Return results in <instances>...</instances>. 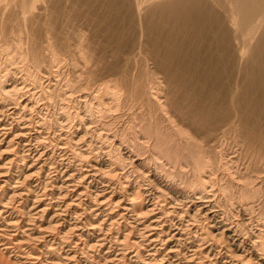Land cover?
<instances>
[{"label": "bare ground", "instance_id": "bare-ground-1", "mask_svg": "<svg viewBox=\"0 0 264 264\" xmlns=\"http://www.w3.org/2000/svg\"><path fill=\"white\" fill-rule=\"evenodd\" d=\"M95 1L87 25L111 28L106 14L123 4L120 27L138 39L120 43V59L104 66H87L70 35L91 0H0V264H120L128 254V264H264V0ZM62 63L70 73L54 69ZM28 77L41 101H61L51 141L66 161V178L44 180L53 190H32L34 200L30 180L51 157L27 139ZM66 103L82 109L67 112ZM121 118L128 131L113 130ZM241 158L248 166L232 170ZM232 204L250 215L242 227L260 206L254 238L218 220ZM105 243L119 253L111 258L109 244L100 263L88 252Z\"/></svg>", "mask_w": 264, "mask_h": 264}, {"label": "rangeland", "instance_id": "rangeland-1", "mask_svg": "<svg viewBox=\"0 0 264 264\" xmlns=\"http://www.w3.org/2000/svg\"><path fill=\"white\" fill-rule=\"evenodd\" d=\"M92 2H90L89 4L90 5H87V6H81V7H79V9L78 10H80V16H79V18H81V19H78V18H76V20L74 21V23H75V27H73V31L70 33V35H72V36H74L75 38H76V36L77 37H79V39L81 40H79L78 38H76V39H78V40H76L75 42H76V44L78 43V44H80L81 46H80V48L82 47H84L83 49V51H84V53H85V51H86V53H85V55H86V65L87 66H93V64H95L96 65V63H97V65H99V64H102L101 66H104V65H107V64H111V63H114L115 61H117V59H120L119 58V55H118V53H119V51H117V50H120L119 49V45H120V43H122V42H124L125 40H130V38H131V41H133L134 42V45L136 44V42H137V40L138 39H136V36H137V32L136 31H132L131 29H122L121 27H120V25L121 24H123V22H124V19H125V15L127 14V12H126V6H123V4L121 5V8H122V10H114L115 8H111V9H109L108 10V14H106V20H111L110 18L112 17V20L111 21H113L112 23H111V28H106L107 26L106 25H104V24H102L101 26L100 25H95V23H93L92 25L91 24H86V22H85V20H84V16H85V14L88 16V17H90L91 15H92V13H90V12H92L91 10V4L92 3H95L96 1L95 0H91ZM94 1V2H93ZM112 1V4H113V6L114 5H116L117 3H118V1L119 0H111ZM40 4H38V6H39ZM117 11V12H116ZM82 12V13H81ZM111 12V13H110ZM120 12V13H119ZM85 13V14H84ZM71 14H73V13H71ZM109 15H111L110 17H109ZM117 17V18H116ZM114 18V19H113ZM123 18V19H122ZM120 21H122V23L120 22ZM83 23V24H82ZM81 24V25H80ZM80 25V26H79ZM85 25V26H84ZM86 25H87V27H86ZM79 27H81V28H79ZM92 27V28H91ZM102 27V28H101ZM89 28V29H88ZM106 29V30H103V29ZM101 29H102V31H101ZM107 30H110V31H107ZM112 30H116L115 31V36H114V38L113 37H111V33L113 32ZM109 32H110V34H109ZM72 33H74L75 35H73ZM76 33H77V35H76ZM79 34V35H78ZM136 34V35H135ZM110 35V36H109ZM85 36V37H84ZM134 36V37H133ZM94 37V38H93ZM93 38V39H92ZM135 39V40H134ZM83 41V42H82ZM87 41V42H86ZM89 42V43H88ZM72 43H74V41L72 42ZM77 44V45H78ZM77 45H74V46H76L77 47ZM73 46V47H74ZM91 46V47H90ZM94 47V48H93ZM81 48V49H82ZM96 48V49H95ZM53 50V49H52ZM131 50V49H130ZM94 51H96V52H94ZM93 52V53H92ZM50 52H47V56L48 57H51V53L49 54ZM49 54V55H48ZM100 54V55H99ZM89 55H91V57L89 56ZM94 55V56H93ZM88 56V57H87ZM96 56V57H95ZM102 58V59H101ZM76 59L78 60V57H76ZM99 59V60H98ZM96 62H95V61ZM101 61H103V62H101ZM69 63H71V62H69ZM105 63V64H104ZM89 64V65H88ZM1 65H4L2 62H0V68H1V70L2 69H4V66L2 67ZM57 65V64H56ZM55 65V66H56ZM61 65H62V67H61ZM66 68H65V67ZM81 66V65H80ZM61 67V68H60ZM57 68H59L60 69V71L62 72V71H65V73H67L68 71V73H70V67L68 68V66L66 65V64H64V63H62V64H58L54 69H57ZM31 71H33V70H31ZM20 73V74H19ZM36 74L34 71L32 72V74ZM16 75V78H17V76H19L18 77V79L21 77V75H22V73L19 71L17 74H15ZM58 78V77H57ZM56 77H55V79L54 78H52L51 80H50V82L52 81V83L51 84H54V83H56V80H58ZM32 80L31 78H27L26 80H25V82L26 83H24V87L26 88H24V91H26V90H29V93L31 92V93H35V95L32 97V99H31V102H33V108H35L32 112H31V121H32V130L30 131V134L27 136L28 138V140H30V145H32L30 148H32V150H36L37 152L36 153H40V152H44V153H46L47 154V156H49V157H47V158H50L45 164L46 165H43V163H42V161L46 158V157H43V158H41L42 159V161H38L37 163H36V165H35V167H34V169H32V171H30V172H35V170H36V168L38 169L40 166L42 167V165H43V167H42V169L40 170L41 172H38V174H36V176H33L32 177V179L30 180V185L31 186H29V192H30V194H29V198H31L32 200H34V198H33V195L31 194V192H32V190H36V193H37V195H41L40 193H42V191H44L45 190V192L46 193H48V192H50L51 190H53V188H50V187H47V188H44L45 186H44V184H45V182L46 181H44V180H46V179H51V180H53V179H55V177H57V178H60L61 179V177H65L66 175H65V173H63V170H64V168H62V167H64L65 166V163H66V161L64 160V157L63 156H61V154H59V152L58 151H56V149H54V142H52L51 140L52 139H56V137L58 136V134L60 133H58V131H59V129H58V124H57V122L58 123H60V108L61 107H59L60 105H61V101L60 100H58V97L57 96H54V99H52L51 101H56V102H49V103H46L45 101H41L39 98H38V95H36V93H37V91H38V89H35V91H32V88L34 89V87L35 86H32L33 85V83H32V81H30V80ZM29 80V81H28ZM42 80H44V81H42ZM42 80L41 81H39V82H42V84H43V86H45L48 82L46 81V78L44 79V78H42ZM59 80H60V78H59ZM55 81V82H54ZM44 82H46V83H44ZM28 84V85H27ZM36 88V87H35ZM57 89H58V87H57ZM57 94H58V92H57ZM22 99H20L21 100V102H23V101H25V100H27L28 99V96L26 97V95L25 96H22L21 97ZM27 98V99H26ZM34 99V100H33ZM60 99V98H59ZM56 103V104H55ZM60 103V104H59ZM66 104H68V110H67V112H73L75 109L77 110V109H80L81 107H79V106H77V105H75V104H72V103H66ZM72 104V105H71ZM49 105V106H48ZM73 105H74V107H73ZM72 107L73 108H75V109H72ZM77 107V108H76ZM82 109V108H81ZM53 110V111H52ZM59 110V111H58ZM37 111V112H36ZM57 111V112H56ZM19 115V114H18ZM21 116V115H20ZM16 117H17V115H16ZM16 117H14L15 118V120H17L18 119V117L16 118ZM1 119H4L5 121L7 120V123L9 122V121H11V120H9L10 119V117L8 116V117H6V118H1ZM123 118H121V120H117V121H115L114 123H113V125H112V128L113 127H115V128H113V130L115 129L116 131H118L119 132V130H120V132L122 131V129H123V131L125 130V131H128V129H129V123L127 122V120L124 118L123 120H122ZM124 120H126V121H124ZM57 121V122H56ZM122 121V122H121ZM36 122V123H35ZM41 122V123H40ZM68 122V121H67ZM6 123V124H7ZM10 123V122H9ZM69 123V122H68ZM67 123V124H68ZM121 123V124H120ZM36 125V126H35ZM115 125V126H114ZM33 126H35V127H33ZM39 126H41V128L42 129H40V127ZM69 126L71 127V124H69ZM127 126V127H126ZM39 127V128H38ZM118 127V128H117ZM125 127V128H124ZM35 128V129H34ZM120 128V129H119ZM122 128V129H121ZM67 131H68V129H66ZM51 131V132H50ZM69 131H70V129H69ZM68 131V132H69ZM37 132H41V136H40V141L42 142V147H38L37 148V145H36V141L34 140V138H35V135H37L36 133ZM43 132V133H42ZM31 135V136H30ZM57 135V136H56ZM46 136V137H45ZM55 137V138H54ZM127 137V136H126ZM33 140H32V139ZM50 138V139H49ZM127 138H129V137H127ZM34 141H35V143H34ZM45 141V142H44ZM48 141H49V143H48ZM51 141V142H50ZM47 142V143H46ZM33 143V144H32ZM45 143L47 144V145H45ZM53 143V145L51 146V144ZM48 144H50V146L48 145ZM44 145V146H43ZM97 145V144H96ZM99 145V144H98ZM97 145V146H98ZM47 146V147H46ZM45 148V150H44V148ZM43 149V150H42ZM1 150H4V145L2 146V149ZM230 152H233V151H230ZM230 154H232V153H230ZM232 155H234V154H232ZM232 155H230V156H232ZM237 155V154H236ZM33 156L34 155H31V157L33 158ZM38 155H36L35 156V159H36V157H37ZM229 156V157H230ZM30 157V158H31ZM242 159V158H241ZM240 159V161H238V162H236V164L234 163V164H232V167H234V169L232 168V170H243V166L246 168L248 165H247V160L246 159H242L241 160ZM30 160V159H29ZM28 160V161H29ZM29 164H31V163H29ZM28 164V165H29ZM240 164H241V166H240ZM242 164H244V165H242ZM234 165V166H233ZM58 167H60V168H58ZM128 167V166H127ZM240 167V168H239ZM241 167H242V169H241ZM56 168H58V169H56ZM244 168V169H245ZM34 170V171H33ZM59 170V173L57 174V171ZM62 172V173H61ZM26 174H30L29 172L28 173H26ZM61 175V176H60ZM117 176V175H116ZM62 178L61 180H64L65 178ZM114 178H115V176H114ZM129 179H131L130 180V183H131V185L133 186V187H136L137 186V183L133 180V177L132 178H129ZM39 180V181H38ZM51 180H49V181H51ZM132 180H133V182H132ZM32 181V182H31ZM44 181V182H43ZM40 183V184H39ZM133 183V184H132ZM58 185L60 184V181H58V183H57ZM139 184V183H138ZM42 185V186H41ZM57 186V185H56ZM142 186V185H141ZM43 187V188H42ZM27 188V187H26ZM142 188H145V183H144V185L142 186ZM147 188V187H146ZM145 188V189H146ZM43 189V190H42ZM51 189V190H50ZM99 189L101 190V187L100 186H98V188H97V186H96V188H95V190H98L99 191ZM40 190V191H39ZM93 190V189H92ZM40 193H39V192ZM39 193V194H38ZM31 195H32V197H31ZM189 194H185V197H187ZM39 197V196H38ZM30 199V202L32 201ZM179 199L181 200L182 198L179 196H177V198H176V202L177 201H179ZM44 202H46V201H44ZM84 202V201H83ZM84 204H86L87 205V203H83L82 205H80V209L79 210H81V211H79L80 213L82 212V215L81 214H79V212H78V217H77V219H78V222H79V224H80V226L82 225V223H84L86 220L84 219L85 218V216H86V213H83L84 212V210H83V208L85 209L86 208V205H84ZM16 206H17V204H15ZM14 205V206H15ZM233 206H232V208H231V213H228V215L226 214V212H225V214H224V210L222 211V212H219V215H218V217H219V219L218 220H220L222 217L224 218V216H227L228 217V219H229V221L228 222H234V223H238L240 226L239 227H242V221H244V219H247L248 217H250V215H246L245 213H243L244 211H242V208H240L239 206H237V205H234V204H232ZM82 206V207H81ZM235 207V208H234ZM258 207H260V206H257L256 208H255V210L253 211V214L251 215L252 217H254V221L252 220L251 222H249L250 224H248V225H244L243 227H242V229L244 230V233H246V234H242V236L244 237L245 235L247 236V238L249 239L250 237H253V236H255L256 234L258 235V230H260V229H258L259 228V226L257 227V225L256 224H258L259 222H258V219H257V215H258V213H259V210H258ZM21 208L20 207H16V211L18 212V213H21L22 211L20 210ZM229 210V208H226V210ZM236 209H238V210H236ZM225 210V211H226ZM235 211V212H234ZM25 212H27V209L25 210ZM239 212H241V213H239ZM257 212V213H256ZM33 214V213H32ZM85 214V215H84ZM222 214V215H221ZM246 215V216H245ZM73 216V214H68L67 216L65 215V216H63L62 218L65 220V221H68V220H71L70 222L72 223V222H74V218L72 217ZM245 216V217H244ZM24 217L27 219V220H30V222L29 223H31L32 225L33 224H36V225H39L38 224V222H37V220H33V218L34 217H29V216H27L26 217V215H24ZM75 217V216H74ZM84 217V218H83ZM31 218V219H30ZM48 218L49 217H44V219L42 218V224H43V226H45L44 224H46L45 222H47V220H48ZM72 218V219H71ZM79 218H80V220H79ZM119 217H115V219L114 220H116V221H118L119 223H120V225H122L123 226V223H122V220H120L119 221V219H118ZM84 219V220H83ZM118 219V220H117ZM225 219H227L226 217H225ZM257 219V220H256ZM83 220V221H82ZM102 220V219H101ZM183 220L184 221H186L187 219L186 218H183ZM91 222H93L92 220H90ZM128 221H131V220H128ZM258 222V223H256V222ZM95 222V221H94ZM100 222V221H99ZM177 221L175 220L174 221V223H176ZM253 222V223H252ZM26 223H28V222H26ZM103 223V222H102ZM65 226V224L63 225V227ZM86 226H87V224H86ZM102 226V227H101ZM202 228H203V226H205V223H203L202 225ZM82 227V226H81ZM134 227V226H133ZM87 229H89L88 227H86ZM103 228H104V230H105V232H107L106 231V227H104V225L102 224V225H100V229H102L100 232H101V234H102V231H103ZM261 228V227H260ZM66 230V229H65ZM194 231L195 230H192V232L194 233ZM105 232H103V234L105 233ZM198 232V231H197ZM99 233V232H98ZM98 233H96V235L98 234ZM200 233V232H199ZM262 233V234H261ZM261 233H260V235H261V237L263 238L264 237V228L262 227V229H261ZM198 234V233H197ZM263 235V236H262ZM70 236H72V235H70ZM69 236V237H70ZM254 238V237H253ZM264 239V238H263ZM94 241H92V243H93ZM223 242V241H222ZM108 243H105V245L104 246H102V247H96L95 249H94V251L92 250V252L93 253H91L90 251L88 252V254L89 255H92V257L93 258H95L94 260L95 261H97L98 260V262H100V263H103V259H102V257L104 256V252H106L107 250H108V247H110V245L112 246L109 250L111 251V253L110 254H112L111 255V258H113V256H115V254H118L119 252L116 250V249H118V248H115L114 246V244L113 243H109L108 245H107ZM225 244V243H224ZM226 244H227V246L229 245L227 242H226ZM231 244V243H230ZM81 247V246H80ZM104 247V248H103ZM102 248V249H101ZM113 248V249H112ZM115 249V250H114ZM85 250V249H84ZM114 250V251H113ZM86 251V250H85ZM99 251V252H98ZM109 251V252H110ZM113 251V252H112ZM115 252H117V253H115ZM98 254V256L100 257V259H97L96 258V255ZM100 254V255H99ZM131 256V254H128L127 255V257L124 259V260H121V262H120V264L122 263V264H128V258ZM97 259V260H96ZM100 260V261H99ZM209 260V259H208ZM257 261V260H256ZM204 263V262H203ZM220 264V263H219Z\"/></svg>", "mask_w": 264, "mask_h": 264}]
</instances>
